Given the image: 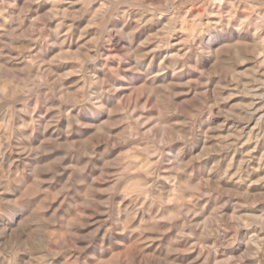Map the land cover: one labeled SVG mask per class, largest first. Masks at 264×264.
Segmentation results:
<instances>
[{
  "label": "rangeland",
  "instance_id": "obj_1",
  "mask_svg": "<svg viewBox=\"0 0 264 264\" xmlns=\"http://www.w3.org/2000/svg\"><path fill=\"white\" fill-rule=\"evenodd\" d=\"M263 89L264 0H0V264H264Z\"/></svg>",
  "mask_w": 264,
  "mask_h": 264
},
{
  "label": "bare ground",
  "instance_id": "obj_2",
  "mask_svg": "<svg viewBox=\"0 0 264 264\" xmlns=\"http://www.w3.org/2000/svg\"><path fill=\"white\" fill-rule=\"evenodd\" d=\"M228 4H229V3H228ZM225 14H226V13H225ZM245 16H246V15H245ZM231 17H232V16H231ZM239 25H240V24H239ZM55 28H56V27H55ZM214 28H215V27H214ZM219 28H220V27H219ZM258 30H259V29H258ZM238 40H239V39H238ZM260 46H261V45H260ZM247 50H248V49H247ZM232 53H233V52H232ZM252 54H253V53H252ZM236 55H237V54H236ZM253 55H254V54H253ZM257 56H258V55H257ZM235 57H236V56H235ZM238 57H240V56H238ZM174 67H175V66H174ZM253 69H254V67H253ZM253 72H254V71H253ZM262 73H263V72H262ZM255 74H256V73H255ZM252 75H253V74H252ZM164 78H165V77H164ZM258 78H259V77H258ZM258 78H257V79H258ZM241 79H242V78H241ZM257 81H258V80H257ZM248 83H249V82H248ZM248 83H247V86L245 85V86H246V89H247V87L249 86ZM243 85H244V84H243ZM245 86H244V87H245ZM254 86H255V85H254ZM259 86H260V85H259ZM165 88H166V87H165ZM255 88H256V87H255ZM258 88H259V87H258ZM243 90H244V89H243ZM248 90H249V88H248ZM263 90H264V89H263ZM252 94H253V93H252ZM256 94H258V96H259V92H258V93H255V95H256ZM253 95H254V94H253ZM256 96H257V95H256ZM255 106H256L255 104L252 105V107H255ZM259 118H260V119H264V114L261 115V116H259L258 119H259ZM259 125H260V124H259ZM232 132H234V131H232ZM261 132H262V131L259 132L260 134H258L257 136H255L257 139H258V137L261 136ZM235 134H236V133H235ZM263 134H264V133H263ZM238 135H240V134H238ZM240 136H241V135H240ZM261 137H262V136H261ZM261 139H262V138H261ZM231 140H232V139H231ZM241 141H242V140H241ZM256 142H257V141H256ZM263 142H264V141H263ZM220 143H221V142H220ZM262 148H264V146H262L261 149H262ZM252 149H253V148H252ZM236 150H237V149H236ZM246 151H247V150H246ZM254 156H255V155H254ZM259 157H260V156H259ZM248 161H249V160H248ZM239 166H240V165H239ZM228 167H229V166H228ZM240 167H241V166H240ZM262 167H263V165H262ZM211 170H212V169H211ZM240 170H241V169H240ZM225 171H226V170H225ZM250 171H251V170H250ZM227 172H228V171H227ZM235 172H236V171H235ZM219 173H220V172H219ZM212 175H213V174H212ZM231 176H232V175H231ZM208 177H209V176H208ZM208 177H207V178H208ZM229 179H230V178H229ZM253 179H254V178H253ZM236 180H237V179H236ZM263 180H264V179H263ZM251 183H252V182H251ZM248 185H249V184H248ZM260 185H261V184H260ZM223 186H224V185H223ZM238 186H239V185H238ZM251 187H252V186H251ZM245 188H246V187H245ZM232 189H233V188H232ZM250 189H251V188H250ZM247 190H248V189H247ZM178 191H179V190H178ZM245 193H246V192H245ZM249 193H250V192H249ZM251 193H252V192H251ZM182 194H183V193H182ZM184 195H185V194H184ZM164 198H165V196H164ZM179 201H180V200H179ZM204 229H205V228H204ZM213 258H214V257H213Z\"/></svg>",
  "mask_w": 264,
  "mask_h": 264
}]
</instances>
